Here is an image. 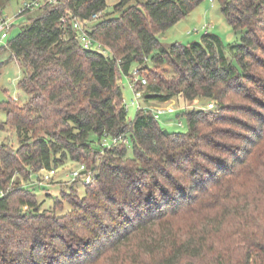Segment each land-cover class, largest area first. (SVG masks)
<instances>
[{
    "label": "trees",
    "instance_id": "1",
    "mask_svg": "<svg viewBox=\"0 0 264 264\" xmlns=\"http://www.w3.org/2000/svg\"><path fill=\"white\" fill-rule=\"evenodd\" d=\"M203 1L58 0L12 28L0 49L27 102H0L18 141L0 144V264H264V0H217L234 44H164ZM69 13L98 15L86 30L106 55L82 49ZM134 70L148 109L129 120ZM171 103L187 131L166 136L151 109ZM68 165L73 183L91 176L84 195L43 209L48 186L30 181Z\"/></svg>",
    "mask_w": 264,
    "mask_h": 264
},
{
    "label": "rangeland",
    "instance_id": "2",
    "mask_svg": "<svg viewBox=\"0 0 264 264\" xmlns=\"http://www.w3.org/2000/svg\"><path fill=\"white\" fill-rule=\"evenodd\" d=\"M24 2H26V0H12L4 16L13 17L17 15ZM115 2L116 0H109L110 7L107 12L112 10V6ZM32 14H30V16H32ZM26 22L27 18L24 17L19 20L16 25L19 26ZM16 33L17 31L14 32V35ZM207 33L218 35L225 45H231L237 41L236 34L224 18L221 6L217 0H204L186 18L171 27L162 36V42L166 45H172L175 43L188 45L193 42H200L202 37ZM3 46H5V44H3ZM227 54H230L229 51ZM10 56L11 55L8 50L0 49V102L7 101L11 98L18 101L21 105H24L27 102V96L18 88V82L22 77V70L15 60H10ZM120 85L123 90L128 119L133 120L138 112L137 107L133 106V103L136 102L142 108L146 107V103L143 97H136L130 86L128 77H123L120 80ZM169 106H172L175 109V112L171 115H164L161 117L159 121L161 127L165 131L171 133L186 132V119L180 117L181 111L184 108L182 109L181 107H177L175 103H171V105L163 107ZM195 108L210 110L213 108V104L212 102H209L208 104L199 106V104L195 102V105L190 107L189 110H194ZM0 120L3 122L6 120V114L3 111H0ZM0 144H9L17 148L18 141L15 131L9 128L5 131H0ZM75 167L76 165H68L65 169H58L56 175L46 185L41 182L43 172L37 176H33L29 183L30 185L37 184L44 187L48 186L47 191L39 192L38 194L39 201L44 203L43 209L53 208L56 200L54 201V198L51 197H55L58 201H62V193L69 194L73 193V191H78L77 193L80 196L84 195L85 188L82 185L83 183H73L70 178V174ZM65 210H70V207L67 204H65Z\"/></svg>",
    "mask_w": 264,
    "mask_h": 264
},
{
    "label": "built area",
    "instance_id": "3",
    "mask_svg": "<svg viewBox=\"0 0 264 264\" xmlns=\"http://www.w3.org/2000/svg\"><path fill=\"white\" fill-rule=\"evenodd\" d=\"M58 0H26V2L23 3L22 7L20 8L17 15L13 17H7L4 16L0 19V46L5 44L7 41L9 34L12 30V28L16 25V23L23 19L28 13H32L36 11L37 9H40L43 6L57 4ZM98 18V15H93L90 20H80L78 18L73 17L70 13L67 17H65L62 20V23L64 25H71L72 29L77 33V41L85 51H92L97 52L106 55L108 53L107 49H104L102 45H100L98 42H96L92 37H90L87 33V25L96 20ZM130 86L132 90L134 91L136 97L138 98L140 96L139 93L136 92V87L138 85H147L146 79H144L141 74L134 70L131 74V77L129 78ZM133 106L137 107V110L143 109L139 104L136 102L133 103ZM148 109V108H144ZM155 119L160 120L162 116L164 115H171L175 112V109L172 106L169 107H159V108H152L151 109ZM113 144L117 143L118 140L112 141ZM106 146H110L108 142H105ZM84 170V167L82 166L80 169L73 172L72 177L73 180H76L77 178L82 179V183L84 185L90 184L91 176L84 175L81 176L82 171ZM56 175L55 170L51 171H44L42 175V181L44 183L50 181L54 176Z\"/></svg>",
    "mask_w": 264,
    "mask_h": 264
},
{
    "label": "water",
    "instance_id": "4",
    "mask_svg": "<svg viewBox=\"0 0 264 264\" xmlns=\"http://www.w3.org/2000/svg\"><path fill=\"white\" fill-rule=\"evenodd\" d=\"M168 134H169V132L164 130V135L167 136Z\"/></svg>",
    "mask_w": 264,
    "mask_h": 264
}]
</instances>
